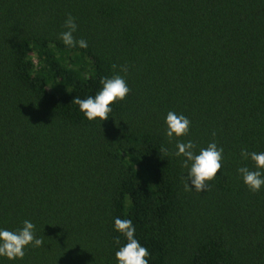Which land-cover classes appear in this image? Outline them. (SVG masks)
Wrapping results in <instances>:
<instances>
[{
	"label": "trees",
	"instance_id": "obj_1",
	"mask_svg": "<svg viewBox=\"0 0 264 264\" xmlns=\"http://www.w3.org/2000/svg\"><path fill=\"white\" fill-rule=\"evenodd\" d=\"M68 15L87 48L59 39ZM116 73L130 92L86 120L72 99ZM170 110L191 121L180 139L223 148L206 191L185 189ZM242 149L264 151V0H0V226L44 241L3 264H116L115 217L149 264H264Z\"/></svg>",
	"mask_w": 264,
	"mask_h": 264
},
{
	"label": "clouds",
	"instance_id": "obj_2",
	"mask_svg": "<svg viewBox=\"0 0 264 264\" xmlns=\"http://www.w3.org/2000/svg\"><path fill=\"white\" fill-rule=\"evenodd\" d=\"M64 30L59 34V39L66 48H87L85 39H77L74 33L77 31L75 18L68 15L63 24ZM115 67V65H114ZM122 72H127L126 67H121ZM100 87L94 95L85 98L75 96L72 102L78 106V110L88 121L97 118L104 121L112 112L111 105L123 101L130 88L124 76L116 73L110 77H101ZM165 136L169 140L176 139L173 155L181 158V167L185 173L181 179L186 190L197 192L206 191L209 181L213 180L222 168L223 148L218 147L215 141L209 142L206 147L197 151V145L191 140H182L181 137L188 135L191 121L183 113L168 111L164 117ZM215 135V133H213ZM167 153V148H162ZM241 158L252 162V167L243 165L237 168L242 183L252 192H258L264 188V151L241 150ZM35 224L25 219L21 226L9 229L0 226V264L4 260L18 261L25 256L26 249L39 248L43 246V239L35 235ZM113 230L124 238L115 239L117 248L114 252L116 264H149L150 252L136 238V228L131 219L115 217L113 219Z\"/></svg>",
	"mask_w": 264,
	"mask_h": 264
}]
</instances>
